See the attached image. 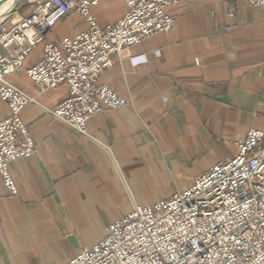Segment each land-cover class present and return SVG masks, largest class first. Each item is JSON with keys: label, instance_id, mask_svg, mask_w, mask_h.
Segmentation results:
<instances>
[{"label": "crops", "instance_id": "obj_1", "mask_svg": "<svg viewBox=\"0 0 264 264\" xmlns=\"http://www.w3.org/2000/svg\"><path fill=\"white\" fill-rule=\"evenodd\" d=\"M167 12L169 32L113 56L99 77L128 104L91 118L86 135L48 113L66 98L64 87L40 93L24 69L6 78L33 98L22 118L35 152L9 164L16 196L0 178L2 264H65L135 206L187 190L235 157L250 129L264 132V9L248 0H190ZM92 14L105 28L125 7L99 0ZM86 27L69 13L44 40H71ZM40 56L41 45L26 67ZM7 114L0 100V120Z\"/></svg>", "mask_w": 264, "mask_h": 264}, {"label": "built area", "instance_id": "obj_2", "mask_svg": "<svg viewBox=\"0 0 264 264\" xmlns=\"http://www.w3.org/2000/svg\"><path fill=\"white\" fill-rule=\"evenodd\" d=\"M189 1L121 0L123 17L101 28L92 14L99 0H35V8L8 21V28L0 25V100L8 112L0 120V178L11 195L17 189L9 164L35 152L22 118L34 101L6 78L24 69L40 93L64 87L66 98L48 113L86 135L91 118L128 104L99 82L113 56L169 32L174 19L167 10ZM248 4L264 9V0ZM69 13L87 27L71 40L45 42L46 32ZM39 45V60L26 67ZM65 264H264V132L250 129L235 157L216 163L187 190L135 206L105 228L96 246Z\"/></svg>", "mask_w": 264, "mask_h": 264}, {"label": "rangeland", "instance_id": "obj_3", "mask_svg": "<svg viewBox=\"0 0 264 264\" xmlns=\"http://www.w3.org/2000/svg\"><path fill=\"white\" fill-rule=\"evenodd\" d=\"M18 1L19 0H17L16 2H18ZM18 7L20 9L19 10L20 13L26 14L27 12H30L31 10H33L35 8V0H21V2L19 3ZM13 8L14 7H11V9H9V11L4 15V17L0 20V22L7 18V16L9 15V12ZM15 12H16V9H14L13 12L9 15L7 21H5L3 23L5 28L9 27L8 21H10V20L17 21L18 20V16L16 14H14Z\"/></svg>", "mask_w": 264, "mask_h": 264}, {"label": "bare ground", "instance_id": "obj_4", "mask_svg": "<svg viewBox=\"0 0 264 264\" xmlns=\"http://www.w3.org/2000/svg\"><path fill=\"white\" fill-rule=\"evenodd\" d=\"M17 0H0V20L4 17V15L14 7Z\"/></svg>", "mask_w": 264, "mask_h": 264}, {"label": "water", "instance_id": "obj_5", "mask_svg": "<svg viewBox=\"0 0 264 264\" xmlns=\"http://www.w3.org/2000/svg\"><path fill=\"white\" fill-rule=\"evenodd\" d=\"M20 2H21V0H19V1L15 4L14 8L9 12V15L13 12L14 9H16V8L18 7V5H19ZM9 15L7 16L6 19H4V20H2V21L0 22L1 25H2L5 21H7Z\"/></svg>", "mask_w": 264, "mask_h": 264}]
</instances>
